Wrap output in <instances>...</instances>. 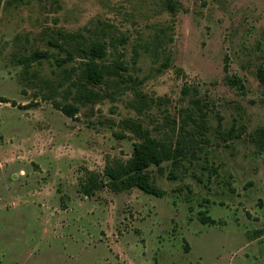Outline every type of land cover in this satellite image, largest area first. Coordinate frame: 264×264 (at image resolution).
I'll return each instance as SVG.
<instances>
[{
  "label": "rangeland",
  "instance_id": "374dc122",
  "mask_svg": "<svg viewBox=\"0 0 264 264\" xmlns=\"http://www.w3.org/2000/svg\"><path fill=\"white\" fill-rule=\"evenodd\" d=\"M179 1L172 13L165 0H0V264H264V152L247 133L209 134L176 179L170 162L152 167L162 197L81 190L88 171L131 156L123 119L170 132L185 84L212 100L213 125L264 126V0ZM59 30L105 43L102 62L122 76L91 86L101 99L74 101L77 75L63 69L79 59L58 64L65 54L48 40ZM35 48L48 58L17 63ZM225 64L243 86L224 80ZM135 89L154 99L142 113ZM67 102L79 105L72 117Z\"/></svg>",
  "mask_w": 264,
  "mask_h": 264
},
{
  "label": "trees",
  "instance_id": "16d2710c",
  "mask_svg": "<svg viewBox=\"0 0 264 264\" xmlns=\"http://www.w3.org/2000/svg\"><path fill=\"white\" fill-rule=\"evenodd\" d=\"M165 5L170 12L176 13L182 3L179 0H165ZM57 33L61 39L50 38L48 42L65 54L63 58L56 59L58 64L62 66L65 62L74 60L75 57L79 59L77 66L63 69L66 79L71 78L73 74L77 75V80L73 82L76 88L74 101L85 105L93 100L101 99V92L95 91L91 86L106 84L108 82L106 75L122 76L118 71L102 62L107 54L105 43L98 40L82 41L78 34L65 33L61 30ZM45 58H48V53L35 48L29 54L19 56L17 63L27 68L31 63ZM224 71L226 73L224 80L230 86L237 84L243 86L239 77L229 73L227 64L224 65ZM257 78L264 86L263 66L258 67ZM135 95L136 97L130 101V105L138 113L151 107L154 102V99H149L140 90L135 89ZM181 102L177 117H165V123L169 126L170 132H166L161 138L153 137L150 130L137 119H123L120 122L122 128L137 138L131 156L126 160L107 159L102 173L88 171L86 180L80 183L82 192L91 196L105 186L114 192L136 187L148 194L162 197L166 191L156 185L151 168L156 167L157 172L163 174L165 172L163 163L170 162L172 168L168 177L176 179L175 170L182 165L184 160L209 143V134L211 133H214L222 142L239 139L247 133L249 140L256 148L260 152H264V126L250 132L245 124L239 126L234 124L229 129H225L220 115H217V123L213 125L211 113L215 112V105L208 96L202 94L199 86L185 84L182 88ZM58 106L71 117L77 114L80 109L79 105L74 102L58 104ZM200 219L205 223L214 222V219L208 215H204Z\"/></svg>",
  "mask_w": 264,
  "mask_h": 264
}]
</instances>
